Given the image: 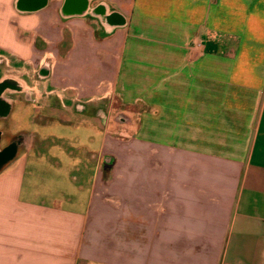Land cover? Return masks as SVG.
<instances>
[{
	"label": "crops",
	"instance_id": "1",
	"mask_svg": "<svg viewBox=\"0 0 264 264\" xmlns=\"http://www.w3.org/2000/svg\"><path fill=\"white\" fill-rule=\"evenodd\" d=\"M89 3L0 0V80L87 142L26 133L0 264H264V0Z\"/></svg>",
	"mask_w": 264,
	"mask_h": 264
},
{
	"label": "rangeland",
	"instance_id": "2",
	"mask_svg": "<svg viewBox=\"0 0 264 264\" xmlns=\"http://www.w3.org/2000/svg\"><path fill=\"white\" fill-rule=\"evenodd\" d=\"M11 72L10 74H12ZM39 106L30 104L22 97L18 99V103L13 106L12 112L6 121H0V130L8 131L9 133H31L34 134L39 142L43 145H53V149L48 152L34 149L30 153V157H74L70 153V149L74 146L73 150L77 155H81L85 160L87 155L80 151V147H86V137L84 131L80 127H66L63 130L59 124H48L46 126L40 124V119L35 115V110ZM114 127H119L113 124ZM123 129H130L126 125H120ZM130 136V135H129ZM123 139L127 137L123 135ZM95 141V140H94ZM70 144V145H69ZM69 145V146H68ZM71 146V147H70ZM45 149V148H44ZM94 149V147H92Z\"/></svg>",
	"mask_w": 264,
	"mask_h": 264
},
{
	"label": "flooded vegetation",
	"instance_id": "3",
	"mask_svg": "<svg viewBox=\"0 0 264 264\" xmlns=\"http://www.w3.org/2000/svg\"><path fill=\"white\" fill-rule=\"evenodd\" d=\"M39 1L36 0H15V6L20 10L35 8ZM66 8V7H65ZM46 66L39 71L40 75L45 73ZM22 97L24 101L31 99L30 92L24 89L21 82L11 76L0 80V121H6L8 109H12L15 98ZM11 106V107H10ZM116 121H123L122 117H115ZM29 135L23 132L9 133L0 130V171L14 158L18 156L21 149L27 146L30 141Z\"/></svg>",
	"mask_w": 264,
	"mask_h": 264
},
{
	"label": "water",
	"instance_id": "4",
	"mask_svg": "<svg viewBox=\"0 0 264 264\" xmlns=\"http://www.w3.org/2000/svg\"><path fill=\"white\" fill-rule=\"evenodd\" d=\"M37 1H39V3L36 5V6H34V7H37V6H39L37 9L35 8V9H33L34 11H37L39 8H41L42 6H43V3L45 2V0H36V2ZM83 1H87V4H90L89 2H90V0H83ZM85 4L86 3H84L83 2V5L85 6ZM27 10V9H26ZM30 11H31V9H29Z\"/></svg>",
	"mask_w": 264,
	"mask_h": 264
}]
</instances>
